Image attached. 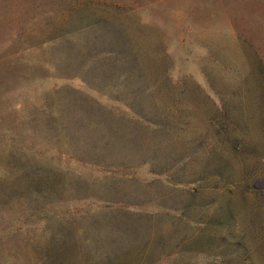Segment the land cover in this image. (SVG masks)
<instances>
[{"label":"rangeland","instance_id":"rangeland-1","mask_svg":"<svg viewBox=\"0 0 264 264\" xmlns=\"http://www.w3.org/2000/svg\"><path fill=\"white\" fill-rule=\"evenodd\" d=\"M0 264H264V0H0Z\"/></svg>","mask_w":264,"mask_h":264}]
</instances>
